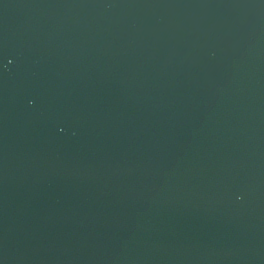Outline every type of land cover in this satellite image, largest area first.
Returning a JSON list of instances; mask_svg holds the SVG:
<instances>
[{
    "label": "water",
    "instance_id": "obj_1",
    "mask_svg": "<svg viewBox=\"0 0 264 264\" xmlns=\"http://www.w3.org/2000/svg\"><path fill=\"white\" fill-rule=\"evenodd\" d=\"M0 264H264V0H0Z\"/></svg>",
    "mask_w": 264,
    "mask_h": 264
}]
</instances>
